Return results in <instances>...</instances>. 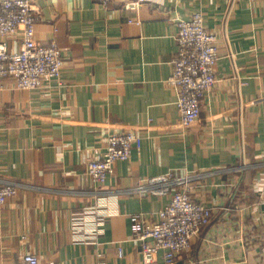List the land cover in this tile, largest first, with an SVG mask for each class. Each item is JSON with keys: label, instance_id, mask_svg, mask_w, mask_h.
Masks as SVG:
<instances>
[{"label": "crops", "instance_id": "0c3cea01", "mask_svg": "<svg viewBox=\"0 0 264 264\" xmlns=\"http://www.w3.org/2000/svg\"><path fill=\"white\" fill-rule=\"evenodd\" d=\"M128 1L30 0L34 39L61 49L64 84L19 90L7 77L0 90V179L19 185L0 204V264L25 253L40 264H143L127 215L169 202L134 190L167 173L194 175L190 195L212 211L174 264H264V0H149L136 11ZM195 12L217 35L219 58L184 129L166 81L177 22ZM19 44L9 39V51ZM127 130L139 149L93 184L87 162ZM93 208L106 214L100 225L84 213Z\"/></svg>", "mask_w": 264, "mask_h": 264}, {"label": "built area", "instance_id": "2783aa9c", "mask_svg": "<svg viewBox=\"0 0 264 264\" xmlns=\"http://www.w3.org/2000/svg\"><path fill=\"white\" fill-rule=\"evenodd\" d=\"M108 4L113 0H97ZM149 0H132L124 4L129 11H136ZM234 0H230L233 3ZM36 18L30 0L0 1V90L7 77L19 90L41 89L55 82L63 86L61 49L52 42L43 46L34 39ZM20 36L19 49L9 51L8 40ZM176 49L171 60V74L167 84L176 91V107L180 124L186 129L193 125L200 113V101L216 82V65L219 58L218 37L208 31L204 15L195 12L187 20L177 22ZM141 137L138 132L127 130L111 133L105 138L102 153L86 164V175L95 185H102L113 174L118 161H127L131 153L139 149ZM195 176L186 173L176 176L167 173L140 181L134 189L146 195L166 197L169 202L155 215L128 214L131 232L140 242L143 264H153L162 254L164 264H174L177 257L187 253L192 240L201 229L212 221V211L207 205L195 202L190 193ZM241 179L237 182L240 186ZM18 184L0 179V204L16 195ZM237 189V188H236ZM259 203L264 206V187ZM86 217L102 224L105 213L95 208L86 210ZM118 254L122 252L119 249ZM17 264H40L33 253H25Z\"/></svg>", "mask_w": 264, "mask_h": 264}]
</instances>
